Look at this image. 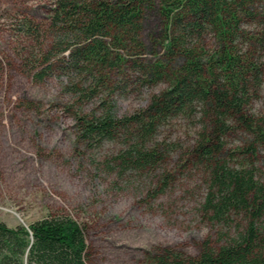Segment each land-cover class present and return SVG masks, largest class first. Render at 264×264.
<instances>
[{"label": "trees", "instance_id": "1", "mask_svg": "<svg viewBox=\"0 0 264 264\" xmlns=\"http://www.w3.org/2000/svg\"><path fill=\"white\" fill-rule=\"evenodd\" d=\"M158 1L163 52L149 61L143 20L154 0H54L45 22L18 24L34 43L26 72L36 83L65 76L81 106L99 99L98 110L75 113L78 140L86 154L117 144L98 164L119 179L142 177L160 197L179 174L202 176L200 212L217 240L206 238L195 256L160 248L147 264H264V115L253 111L264 86V0ZM159 83L147 106L116 113V93ZM179 116L199 128L177 153L158 132ZM0 264H92L87 227L64 212L0 221Z\"/></svg>", "mask_w": 264, "mask_h": 264}, {"label": "rangeland", "instance_id": "2", "mask_svg": "<svg viewBox=\"0 0 264 264\" xmlns=\"http://www.w3.org/2000/svg\"><path fill=\"white\" fill-rule=\"evenodd\" d=\"M53 1L0 0V221L14 227L50 213L70 214L87 227L92 264H147V257L163 247L198 255L206 238H218V227L200 212L202 176L189 170L179 174L160 197L142 177L119 179L98 164L117 144L107 142L95 150L98 154H86L78 140L75 113L98 110L99 99L81 106L65 76L36 83L26 72L24 58L34 43L24 40L18 24L27 17L45 22ZM159 9L154 0L143 20L149 61L163 52ZM165 87L116 93V113L147 106ZM253 111L264 115V86ZM198 128L194 118L179 116L161 127L158 137L177 143L180 153ZM258 166L264 181L263 146H258Z\"/></svg>", "mask_w": 264, "mask_h": 264}]
</instances>
